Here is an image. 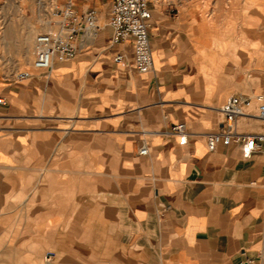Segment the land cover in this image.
<instances>
[{
    "label": "crops",
    "instance_id": "crops-1",
    "mask_svg": "<svg viewBox=\"0 0 264 264\" xmlns=\"http://www.w3.org/2000/svg\"><path fill=\"white\" fill-rule=\"evenodd\" d=\"M250 1L149 0L147 72L112 42L110 0L77 3L99 17L76 55L0 80V264H264V141L245 157L207 138L229 96L264 93ZM237 125L264 132L256 113Z\"/></svg>",
    "mask_w": 264,
    "mask_h": 264
},
{
    "label": "built area",
    "instance_id": "built-area-1",
    "mask_svg": "<svg viewBox=\"0 0 264 264\" xmlns=\"http://www.w3.org/2000/svg\"><path fill=\"white\" fill-rule=\"evenodd\" d=\"M51 29L40 32L35 39V57L33 67L40 70L52 66L56 54L63 58H73L77 53L76 38L83 27L98 26L99 9L88 6L83 11L78 9L76 0H66L61 6L56 4ZM110 24L113 27L112 42L128 43L134 52L136 68L147 72L155 67L150 38L152 9L149 0H110ZM124 54L119 53L116 60H122ZM32 70H19L14 78L23 80L32 77ZM6 94L0 93V104H7ZM224 120L219 130L208 133V145L215 149L219 142L231 144L239 142L243 155L252 156L253 152L262 146L264 132L248 133L238 128V118L243 114L256 113L264 119V93H235L227 98L222 105ZM173 132L181 135V142L188 139L186 122H178L173 126ZM147 153L148 148L140 150Z\"/></svg>",
    "mask_w": 264,
    "mask_h": 264
},
{
    "label": "rangeland",
    "instance_id": "rangeland-1",
    "mask_svg": "<svg viewBox=\"0 0 264 264\" xmlns=\"http://www.w3.org/2000/svg\"><path fill=\"white\" fill-rule=\"evenodd\" d=\"M88 1L91 0H76V3L82 5ZM260 1L262 0H251L250 7L261 6ZM65 2L66 0H0V80L14 78L19 70H34L36 36L51 29V23L56 18L53 13L56 4L62 6ZM100 8L103 9L104 5L100 4ZM106 9L109 10L108 3ZM30 30L35 32L28 43Z\"/></svg>",
    "mask_w": 264,
    "mask_h": 264
},
{
    "label": "bare ground",
    "instance_id": "bare-ground-1",
    "mask_svg": "<svg viewBox=\"0 0 264 264\" xmlns=\"http://www.w3.org/2000/svg\"><path fill=\"white\" fill-rule=\"evenodd\" d=\"M35 31L34 30H30L29 31V35H28V38H27V42L29 43L30 42V39L33 37V33H34Z\"/></svg>",
    "mask_w": 264,
    "mask_h": 264
}]
</instances>
